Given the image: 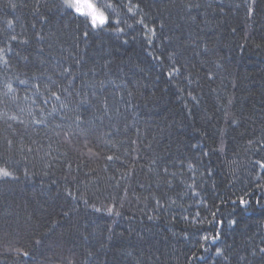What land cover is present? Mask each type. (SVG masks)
Returning <instances> with one entry per match:
<instances>
[{
  "label": "trees",
  "instance_id": "1",
  "mask_svg": "<svg viewBox=\"0 0 264 264\" xmlns=\"http://www.w3.org/2000/svg\"><path fill=\"white\" fill-rule=\"evenodd\" d=\"M0 0V264H264V0Z\"/></svg>",
  "mask_w": 264,
  "mask_h": 264
},
{
  "label": "rangeland",
  "instance_id": "2",
  "mask_svg": "<svg viewBox=\"0 0 264 264\" xmlns=\"http://www.w3.org/2000/svg\"><path fill=\"white\" fill-rule=\"evenodd\" d=\"M83 4L86 11L91 15V17L96 20V22H100L102 20L101 15L97 12L94 6L88 0H76Z\"/></svg>",
  "mask_w": 264,
  "mask_h": 264
}]
</instances>
